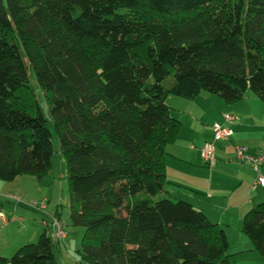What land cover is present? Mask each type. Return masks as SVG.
<instances>
[{
  "label": "trees",
  "instance_id": "16d2710c",
  "mask_svg": "<svg viewBox=\"0 0 264 264\" xmlns=\"http://www.w3.org/2000/svg\"><path fill=\"white\" fill-rule=\"evenodd\" d=\"M67 164L83 264H232L225 229L166 194L167 103L202 91L264 102V0H0V178L43 177L52 132ZM172 80L166 82V79ZM164 193L159 199L157 194ZM242 230L264 255V200ZM45 230L0 264H59Z\"/></svg>",
  "mask_w": 264,
  "mask_h": 264
},
{
  "label": "crops",
  "instance_id": "0c3cea01",
  "mask_svg": "<svg viewBox=\"0 0 264 264\" xmlns=\"http://www.w3.org/2000/svg\"><path fill=\"white\" fill-rule=\"evenodd\" d=\"M185 100H167L172 111L181 115L176 118L182 127L177 141L166 148V194L189 201L225 229L232 264H264V255L254 249L242 230L246 212L264 200V186L255 185L257 173L250 162L239 161L235 155L236 145H244L252 155L264 150V102L250 90L232 104L208 91ZM225 113L234 115V119L227 121ZM214 123L231 127L233 135L217 146L215 162L207 164L200 148L213 139ZM260 168L264 174V162ZM2 226L1 256L23 243L17 233L9 236Z\"/></svg>",
  "mask_w": 264,
  "mask_h": 264
},
{
  "label": "rangeland",
  "instance_id": "374dc122",
  "mask_svg": "<svg viewBox=\"0 0 264 264\" xmlns=\"http://www.w3.org/2000/svg\"><path fill=\"white\" fill-rule=\"evenodd\" d=\"M171 80L172 77L170 76L166 79V82ZM29 86L34 91L40 107L47 118L46 125L52 132L54 146L52 168L49 173L41 178L30 174L19 175L14 180L10 181L0 178V209L5 212L10 219L7 225L2 224L0 221V226L4 225L2 227L7 229V232L10 234L9 236H13L17 233L23 241L20 245L22 246L27 243L37 242L40 235L45 230L48 234H52L53 236L51 222L54 217H58L64 223V228L67 233L64 243H60L61 251L58 252V263L83 264L79 250L81 249V241L85 233V228L72 224L69 207L67 164L61 153L59 138L55 131L53 120L49 114L47 98L33 72H30ZM168 97L166 101L168 100L169 102L172 98L186 101V98L174 94H170ZM172 113L175 117L181 116L175 110H173ZM213 140L214 137L212 140L208 141ZM224 140L213 141L215 143V156L217 146H221L219 144L224 143ZM259 153L253 155H258ZM221 155L223 154L221 153ZM163 196L167 195L159 193L154 199L157 200ZM172 199H174V197H172ZM45 222H48L50 225H46ZM18 241L20 242V240ZM17 249H11V251H8V253L3 256L12 257Z\"/></svg>",
  "mask_w": 264,
  "mask_h": 264
},
{
  "label": "built area",
  "instance_id": "2783aa9c",
  "mask_svg": "<svg viewBox=\"0 0 264 264\" xmlns=\"http://www.w3.org/2000/svg\"><path fill=\"white\" fill-rule=\"evenodd\" d=\"M224 118L227 121H232L234 119V115L230 113H225ZM214 129V140L219 141L224 139H229L233 135V129L227 125H223L220 123L213 124ZM213 141H206L201 148V154L207 164H212L216 160V156L214 155L215 151V143ZM235 155L237 160L239 161H249L252 165L253 169L257 173V179L255 181V185L264 186V174L261 171L260 165L264 162V151L260 152L258 155H252L247 153V147L242 145H236L235 147ZM19 199V198H17ZM8 215L0 209V221L2 223L9 222ZM46 225H50L48 222H45ZM51 225L53 227V237L59 243H64V240L67 237V233L64 228V223L58 218L54 217Z\"/></svg>",
  "mask_w": 264,
  "mask_h": 264
}]
</instances>
